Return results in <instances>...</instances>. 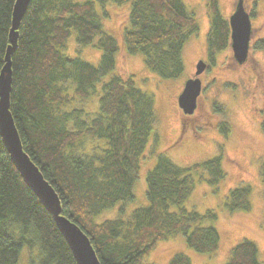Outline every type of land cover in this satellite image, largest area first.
<instances>
[{
  "label": "trees",
  "instance_id": "16d2710c",
  "mask_svg": "<svg viewBox=\"0 0 264 264\" xmlns=\"http://www.w3.org/2000/svg\"><path fill=\"white\" fill-rule=\"evenodd\" d=\"M128 4L122 41L127 54L141 55L159 79L184 72L183 48L197 35L193 13L182 0H30L11 57L10 112L23 151L60 199L62 215L87 236L100 264H147L158 242L182 239L186 249L211 255L220 245L214 210L199 214L185 203L195 183L219 189L226 173L222 155L189 167L157 153L159 137L153 94L134 77L115 73L117 42L103 30L95 4ZM14 0H0V70L8 46ZM207 54L229 46L230 29L217 0H208ZM100 51L97 65L69 56L66 44ZM259 47H264L261 42ZM257 46V49L259 48ZM96 99L87 112L84 103ZM264 136V125L261 127ZM220 133L227 137L226 124ZM147 154L155 159L144 177L147 204L128 214L134 186ZM264 191V156L259 165ZM251 187L239 185L223 198L222 213L250 210ZM118 207L114 219L96 222ZM209 222L210 225H205ZM75 264L49 214L22 182L0 140V264ZM168 264H191L183 253ZM223 264H264L253 241L234 245Z\"/></svg>",
  "mask_w": 264,
  "mask_h": 264
},
{
  "label": "rangeland",
  "instance_id": "374dc122",
  "mask_svg": "<svg viewBox=\"0 0 264 264\" xmlns=\"http://www.w3.org/2000/svg\"><path fill=\"white\" fill-rule=\"evenodd\" d=\"M182 1L194 14L199 32L185 44L182 51L184 72L175 80L159 79L144 68L141 55L127 54L122 28L126 23L128 4L106 3L103 9L95 4L103 30L117 42L115 73L122 78L133 76L136 87L153 94L159 137L156 152L164 154L179 167H189L221 154L226 173L218 190H213L205 182L195 183L185 203L186 209L199 214L207 210H214L217 214L213 225L220 236L218 250L211 255L196 254L185 248L182 239L174 237L158 242L144 262L168 264L172 255L179 252L186 255L191 264H223L230 249L243 239L256 244L260 260L264 262V191L259 180V165L264 156L261 129L264 125V47H259L261 42L264 43V0H242L249 17L253 16L246 62L238 65L229 46L217 51L209 69L198 76L203 90L201 88L196 109L190 116L182 114L177 106V97L185 81L194 78L196 61L205 57L204 38L208 32L209 12L208 0ZM235 2L217 0L219 12L226 21L234 13ZM66 53L69 56L78 54L93 65L98 64L101 54L94 47H78L74 34L67 41ZM83 108L90 113L95 111L96 99H92V103H84ZM223 124L229 129L227 137L219 131ZM154 164V157L147 154L134 186L135 198L125 205L127 214L147 204L144 177ZM239 185L251 187L249 212L222 213L225 194ZM118 207L103 212L95 221L114 219L118 215ZM29 260L28 254L23 253L21 264H30Z\"/></svg>",
  "mask_w": 264,
  "mask_h": 264
},
{
  "label": "water",
  "instance_id": "95a60500",
  "mask_svg": "<svg viewBox=\"0 0 264 264\" xmlns=\"http://www.w3.org/2000/svg\"><path fill=\"white\" fill-rule=\"evenodd\" d=\"M29 3L30 0H14L11 12L8 46L4 55V64L0 70V140L22 182L51 217L75 264H100L87 236L75 223L62 215L59 197L43 178L37 166L23 151L19 134L10 112V94L12 89L11 57L16 51L18 29ZM228 25L230 29V49L233 58L238 65H242L246 62L248 56L249 41L252 33L250 18L243 8L242 0L237 2L234 13L229 16ZM205 69L206 65L204 62H197L194 78L185 81L177 97V106L185 116L192 115L196 109L197 99L201 93V81L198 76Z\"/></svg>",
  "mask_w": 264,
  "mask_h": 264
},
{
  "label": "flooded vegetation",
  "instance_id": "af4514ba",
  "mask_svg": "<svg viewBox=\"0 0 264 264\" xmlns=\"http://www.w3.org/2000/svg\"><path fill=\"white\" fill-rule=\"evenodd\" d=\"M237 1L238 0H236V2H235V5H234V7H233V9H232V13L234 12V10H235V6L237 5ZM243 6H244V10L246 11V9H245V5L243 4ZM250 12V11H249ZM248 13V12H247ZM249 15V14H248ZM253 16H252V14L250 15V23H251V21H252V18ZM251 28H252V24H251ZM206 35H207V33L205 34V38H204V40H205V43H206ZM230 42V41H229ZM206 50H207V43H206ZM199 61H202V62H204L205 64H206V69L208 68L209 69V67H210V60H209V57H208V54H207V51L205 52V57L204 58H201V59H198L197 61H196V63L197 62H199ZM201 88H202V90H203V85H202V83H201Z\"/></svg>",
  "mask_w": 264,
  "mask_h": 264
},
{
  "label": "bare ground",
  "instance_id": "6f19581e",
  "mask_svg": "<svg viewBox=\"0 0 264 264\" xmlns=\"http://www.w3.org/2000/svg\"><path fill=\"white\" fill-rule=\"evenodd\" d=\"M10 30V29H9ZM3 64H4V58H3ZM11 64H12V62H11ZM2 68V67H1Z\"/></svg>",
  "mask_w": 264,
  "mask_h": 264
}]
</instances>
